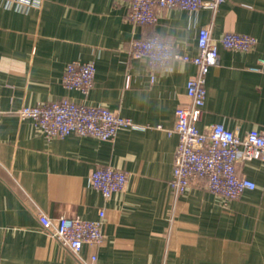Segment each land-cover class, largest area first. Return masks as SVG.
<instances>
[{"label": "crops", "instance_id": "obj_1", "mask_svg": "<svg viewBox=\"0 0 264 264\" xmlns=\"http://www.w3.org/2000/svg\"><path fill=\"white\" fill-rule=\"evenodd\" d=\"M123 0H42L30 12L0 5V264H264V161H239L238 172L257 187L224 200L204 179L176 195L179 136L176 109L189 101L192 62L153 69L132 54V42L159 35L196 55L198 35L239 32L257 38L247 51L219 46L206 78L208 96L200 129L215 123L241 134L264 130V72L250 69L264 55V0H225L201 7L159 9L155 23L128 19ZM73 61H94V85L85 95L63 85ZM63 98L103 105L129 117L114 140L75 133L47 137L24 105ZM100 166L128 175L126 189L106 199L90 183ZM101 245L76 255L45 231L39 213L99 218Z\"/></svg>", "mask_w": 264, "mask_h": 264}, {"label": "built area", "instance_id": "obj_2", "mask_svg": "<svg viewBox=\"0 0 264 264\" xmlns=\"http://www.w3.org/2000/svg\"><path fill=\"white\" fill-rule=\"evenodd\" d=\"M129 5L128 19L137 24L155 23L159 9L180 7L195 11L209 7L216 11L225 0H123ZM0 5L23 12L40 8L42 0H0ZM257 43L253 35L226 32L214 37L211 25L203 26L198 35L196 55L182 53L170 41L159 35H150L132 42V54L146 58L150 66L168 68L174 60L194 63L198 70L187 82L189 101L176 109L175 126L170 133L179 136L175 154L171 186L176 195H184L193 181L204 179L207 187L224 200L236 199L247 189L257 187L256 182L238 172L239 161L261 159L264 161V130L251 129L244 134L215 123L200 129L208 90L207 74L219 62V46L247 51ZM251 70L264 72V55ZM96 65L94 61H73L66 67L63 85L87 95L94 85ZM3 109L0 106V113ZM21 119H31L47 137H65L75 133L102 140H114L123 127H135L129 117L103 105L79 103L63 98L49 103L24 105L19 109ZM90 183L103 193L106 199L126 189L128 175L121 169L100 166L92 171ZM105 211H99L97 219H83L60 215L50 217L39 213L42 228L61 245L78 255L85 244L101 245L105 241L103 231ZM96 255L89 264H95Z\"/></svg>", "mask_w": 264, "mask_h": 264}]
</instances>
